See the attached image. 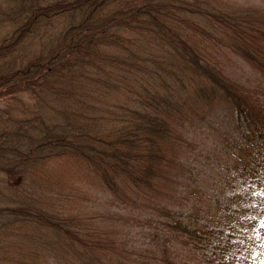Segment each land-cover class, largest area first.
I'll return each instance as SVG.
<instances>
[{
	"label": "trees",
	"instance_id": "trees-1",
	"mask_svg": "<svg viewBox=\"0 0 264 264\" xmlns=\"http://www.w3.org/2000/svg\"><path fill=\"white\" fill-rule=\"evenodd\" d=\"M263 220L264 0H0V264H264Z\"/></svg>",
	"mask_w": 264,
	"mask_h": 264
},
{
	"label": "rangeland",
	"instance_id": "rangeland-1",
	"mask_svg": "<svg viewBox=\"0 0 264 264\" xmlns=\"http://www.w3.org/2000/svg\"><path fill=\"white\" fill-rule=\"evenodd\" d=\"M221 54H224V52H222ZM224 67L225 69L228 71V73L233 76L234 78H236L239 82L241 83H248L249 85L252 84L251 86L254 87L255 84L258 85L259 84V78L257 76V74H255V72L253 71V69H251L245 62H243L242 59H240L239 57H233L229 54L225 53V57H224ZM25 101H31V98L27 95L23 96ZM212 115H207V120L211 123V127L210 128H206L205 130H200L197 129V126L195 127V129H193V131H195V137L197 138L198 141H200L201 143H203L205 145V148H203V152H206V149L208 148V151L211 153L210 155H212L213 152L211 148L214 149V151H216L215 147L216 146H221L222 143V138H221V133L225 132V127L223 126V123L220 122V119L218 120H210ZM189 123L195 124V118H192V120H190ZM220 144V145H219ZM187 163L186 165L188 166V170L183 172V178H184V182L186 183V185L189 186V190L190 187L194 188L195 186L192 184V182L189 180L188 173L194 174L196 175L197 178H199V176H197V172L198 169L195 171L194 170V166H197L198 164L202 163L204 158L203 156L199 153V152H188L187 154ZM182 161L185 159L184 156H182L180 158ZM178 174L180 173L179 170H177ZM209 175L206 176V178H208ZM204 178V177H203ZM202 179V178H199ZM181 182H177L176 178H174L173 180H170L166 185L167 187L165 188L164 191H166L167 195H162V193H159L156 195L157 199H160L161 197H163L162 200L163 202L165 201H169V200H173V198H170V195H172L176 200H179L180 198H182L183 195H185V191H180V189H184L185 187L183 186V188L181 187ZM195 193V191H194ZM90 197V196H89ZM87 199L86 196H81L79 198L78 201L80 202H84ZM99 209V208H98ZM90 213L91 212H97V208H93L91 210H88ZM127 222L124 224L125 220L121 223V224H115L113 226V229H116L115 233L116 235L119 237V239L121 241H123L124 237H127L130 235V233L128 234V226L132 225V221L130 219V217L132 216L133 212L131 213V211L127 212ZM99 225V224H98ZM262 225H264V220L262 221ZM146 231H142L140 229L139 233H132V235L134 236L133 241L129 240V243H135L136 245H140L141 242L145 241L146 243L149 242V237H147L146 235ZM137 260V259H134ZM134 260L132 262H134Z\"/></svg>",
	"mask_w": 264,
	"mask_h": 264
}]
</instances>
